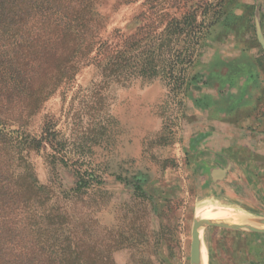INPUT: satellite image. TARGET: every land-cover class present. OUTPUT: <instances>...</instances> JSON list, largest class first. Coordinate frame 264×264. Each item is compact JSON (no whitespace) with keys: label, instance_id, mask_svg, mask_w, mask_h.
Returning <instances> with one entry per match:
<instances>
[{"label":"rangeland","instance_id":"1","mask_svg":"<svg viewBox=\"0 0 264 264\" xmlns=\"http://www.w3.org/2000/svg\"><path fill=\"white\" fill-rule=\"evenodd\" d=\"M100 11L108 52L19 125L53 192L40 206L67 211L107 264H193L199 205L264 218V0H102ZM81 176L94 181L76 191ZM200 235L208 264H264V232L204 222Z\"/></svg>","mask_w":264,"mask_h":264},{"label":"trees","instance_id":"2","mask_svg":"<svg viewBox=\"0 0 264 264\" xmlns=\"http://www.w3.org/2000/svg\"><path fill=\"white\" fill-rule=\"evenodd\" d=\"M101 3L0 0V264H107L78 241L67 211L40 206L43 199L51 204L53 192L39 183L24 154L29 145L19 126L71 86L93 53L108 52L100 36ZM92 181L81 176L76 191ZM20 214L24 221L17 222ZM60 230V237L53 235Z\"/></svg>","mask_w":264,"mask_h":264},{"label":"bare ground","instance_id":"3","mask_svg":"<svg viewBox=\"0 0 264 264\" xmlns=\"http://www.w3.org/2000/svg\"><path fill=\"white\" fill-rule=\"evenodd\" d=\"M206 206H211L216 211L207 209ZM197 217L206 218V219L224 220V221L238 223V224H242L246 226H252L255 228H264V218L263 217H257L255 215H250L245 212H242V213L235 212L232 206L224 205V203L220 204L219 202L212 203V202L207 201V202H204V204L199 205L197 209ZM197 264H208V247L206 244L202 243L201 260Z\"/></svg>","mask_w":264,"mask_h":264},{"label":"water","instance_id":"4","mask_svg":"<svg viewBox=\"0 0 264 264\" xmlns=\"http://www.w3.org/2000/svg\"><path fill=\"white\" fill-rule=\"evenodd\" d=\"M204 222H210L213 224H217L220 226H226L229 228L233 229H238V230H246V231H253V232H264V228H255L252 226H246L238 223H233L229 221H224V220H218V219H206V218H195L194 220V225H193V230H192V235H193V242H192V262L193 264L195 262H200L201 260V253H202V240H201V235H200V229H201V224Z\"/></svg>","mask_w":264,"mask_h":264}]
</instances>
